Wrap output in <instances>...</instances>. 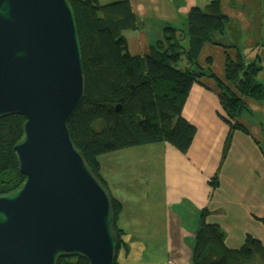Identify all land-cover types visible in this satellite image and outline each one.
<instances>
[{
    "label": "trees",
    "instance_id": "16d2710c",
    "mask_svg": "<svg viewBox=\"0 0 264 264\" xmlns=\"http://www.w3.org/2000/svg\"><path fill=\"white\" fill-rule=\"evenodd\" d=\"M68 1L76 17L86 85L84 100L69 122V131L93 175L110 193L119 241L114 264H118L120 248L127 247L126 232L119 226L123 204L109 190L100 157L161 143L187 154L197 128L184 117V106L193 86L206 76L215 79L221 89L222 119L229 126L226 152L233 132L247 131L240 122L242 114L250 112L244 98L264 102V84L259 79L263 67L258 56L253 62L227 56L226 81L233 90L210 68L200 65L206 44L229 48L223 38L230 20L222 12L221 0L193 7L186 30L166 24L162 38L140 56L131 55L125 35L144 25L129 0L105 5L99 0ZM25 123L21 115L0 119V196L16 191L26 180L14 150L24 135ZM207 215V210L200 215L191 264H264V245L258 239L247 236L242 247L230 249L224 231L207 223ZM58 264L89 262L75 256L62 257Z\"/></svg>",
    "mask_w": 264,
    "mask_h": 264
},
{
    "label": "water",
    "instance_id": "95a60500",
    "mask_svg": "<svg viewBox=\"0 0 264 264\" xmlns=\"http://www.w3.org/2000/svg\"><path fill=\"white\" fill-rule=\"evenodd\" d=\"M86 94L81 45L68 0H0V119L21 115L14 147L26 177L0 196V264H114L111 196L71 138Z\"/></svg>",
    "mask_w": 264,
    "mask_h": 264
},
{
    "label": "crops",
    "instance_id": "0c3cea01",
    "mask_svg": "<svg viewBox=\"0 0 264 264\" xmlns=\"http://www.w3.org/2000/svg\"><path fill=\"white\" fill-rule=\"evenodd\" d=\"M99 1L106 4L112 0ZM129 1L134 13L144 21L143 29L125 33L131 55L140 56L147 54L150 46L162 38L166 24L186 30L190 10L210 0ZM221 9L230 20L229 36L223 38L229 48L206 44L199 62L235 90L226 81L227 56L233 60L241 56L248 62L258 56L263 66L264 3L263 0H221ZM263 73L264 67L259 74L261 79H264ZM220 94L217 81L207 76L193 86L183 115L196 126L197 133L187 154L165 143H161L164 144L162 148H155L161 149L166 159L161 172L162 196L160 191L156 198L165 199L163 209L166 212L169 264H191L200 215L204 210L208 211L207 223L218 225L224 231L230 249L242 247L247 236L264 245V102L244 98L250 112L245 111L240 122L247 131H234L225 152L229 126L222 119L225 112ZM157 145L160 144L152 146L159 147ZM136 151L140 159V150ZM142 164L139 171L144 170L145 163ZM154 168L159 174V166L154 164ZM125 177L126 192L130 190L129 194L135 195L132 203L137 210L142 206L145 215L129 209L128 216L124 201L116 197L107 183L112 195L123 204L119 226L124 231L129 229L125 221L132 217L149 218L156 210L153 198L140 203L142 192L132 189L128 183L130 177ZM126 202L130 204V198Z\"/></svg>",
    "mask_w": 264,
    "mask_h": 264
},
{
    "label": "rangeland",
    "instance_id": "374dc122",
    "mask_svg": "<svg viewBox=\"0 0 264 264\" xmlns=\"http://www.w3.org/2000/svg\"><path fill=\"white\" fill-rule=\"evenodd\" d=\"M117 1L123 0H112L109 3ZM226 36H229L227 32ZM262 67H264V63ZM259 79L264 84V79L260 77ZM152 145L136 147L137 149H124L100 157L103 177L105 181H108L109 186L111 185L110 189L116 194V197L122 198L124 201L128 216L130 215L129 209H133V211L138 212L142 216L145 215V212L142 206L139 207L140 210L135 209L132 203L136 198L135 195L129 194L130 190L126 192L123 184V182H126V175L130 177L129 186L142 192L143 196L139 195L142 200L140 203H143L146 198H153L156 208L149 218L132 217L130 221H125V224L129 225V229L126 228L124 236L126 243L128 242V248L126 247L128 251L124 246L120 248L117 258L118 264H169L168 235L165 225L166 212L163 209L165 199L156 198V194L160 191L162 196L163 180L161 172L165 166L166 159L164 152L155 148H162L164 144L157 145L159 147ZM136 150H140V159L137 157ZM142 163H145L144 170L139 171L143 165ZM154 164L159 166V174L156 172ZM133 177H136L135 180H132ZM129 198L130 204L126 202ZM144 205L148 204L145 203Z\"/></svg>",
    "mask_w": 264,
    "mask_h": 264
}]
</instances>
